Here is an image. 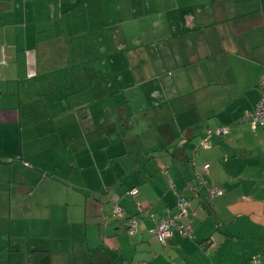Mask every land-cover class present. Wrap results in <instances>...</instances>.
Masks as SVG:
<instances>
[{
  "label": "crops",
  "instance_id": "crops-1",
  "mask_svg": "<svg viewBox=\"0 0 264 264\" xmlns=\"http://www.w3.org/2000/svg\"><path fill=\"white\" fill-rule=\"evenodd\" d=\"M258 59L264 0H0V264H264V127L198 147Z\"/></svg>",
  "mask_w": 264,
  "mask_h": 264
},
{
  "label": "built area",
  "instance_id": "built-area-1",
  "mask_svg": "<svg viewBox=\"0 0 264 264\" xmlns=\"http://www.w3.org/2000/svg\"><path fill=\"white\" fill-rule=\"evenodd\" d=\"M258 89L260 93L259 101L256 105L255 111L253 114L246 113L245 116L250 118L252 128L255 129L256 125H261L264 127V71H262L261 75L258 79ZM229 132L228 126H218V127H207L204 131V136L199 140L198 147L199 148H209L210 144L208 142V138L211 136H222L226 135ZM165 172V171H164ZM209 172V164L205 163L200 167L195 168L191 178L186 183V188L193 191L195 194L199 192L201 188L205 189V193L207 198L212 199L216 196H220L223 194V190L219 187L215 186H207V179L206 175ZM173 187V184L170 185ZM130 195H136L138 193L137 188H131L128 190ZM137 209L139 211L143 210L142 205L137 202L136 203ZM188 206V200L179 195L177 203H176V212L170 213V210L167 209L166 213L156 218L154 214L150 216L155 219V225L151 228V232L155 234L157 239L164 243L166 238L170 236L173 230H177L179 234L182 236L192 237V232L189 226L182 223L181 218L186 214ZM112 214L115 217H123L125 212L123 208L118 204L114 203L112 208ZM126 228L128 233H133L136 231V223L134 217H128L126 219ZM253 264H259L260 261L257 257L252 259Z\"/></svg>",
  "mask_w": 264,
  "mask_h": 264
},
{
  "label": "rangeland",
  "instance_id": "rangeland-1",
  "mask_svg": "<svg viewBox=\"0 0 264 264\" xmlns=\"http://www.w3.org/2000/svg\"><path fill=\"white\" fill-rule=\"evenodd\" d=\"M260 56L261 55H258V57ZM256 61H258L259 64L264 65V62L261 60L258 59ZM262 70H264V66H261L260 68L256 63L245 64V66L239 71V82L236 83L237 85L235 84L229 88L230 93L234 96L232 97V106L228 108V110L225 109V107L230 104L229 101L226 106H221V108H219L222 109V114L220 116H212L207 119L208 122L205 124L208 125L207 127H215V125H227L229 127L230 133L219 136L220 138L226 139L228 136L233 135V133L235 134L238 131L240 134H243L250 128L251 119L247 118L245 114H253L259 101L260 93L257 85L259 78L256 79V77L262 72ZM239 87L242 90L241 92H239ZM257 126L258 128L261 127L259 124ZM195 139H198V134L193 135L192 140L196 141Z\"/></svg>",
  "mask_w": 264,
  "mask_h": 264
}]
</instances>
